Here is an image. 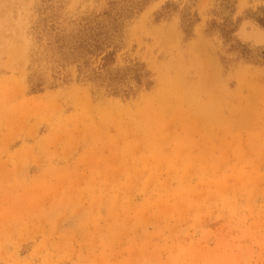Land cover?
<instances>
[{
  "label": "rangeland",
  "instance_id": "rangeland-1",
  "mask_svg": "<svg viewBox=\"0 0 264 264\" xmlns=\"http://www.w3.org/2000/svg\"><path fill=\"white\" fill-rule=\"evenodd\" d=\"M262 14L0 0V264H264ZM102 23L119 26L86 79L67 48Z\"/></svg>",
  "mask_w": 264,
  "mask_h": 264
},
{
  "label": "trees",
  "instance_id": "trees-1",
  "mask_svg": "<svg viewBox=\"0 0 264 264\" xmlns=\"http://www.w3.org/2000/svg\"><path fill=\"white\" fill-rule=\"evenodd\" d=\"M163 9L157 12L156 20H159L161 15H163ZM127 12L130 11L127 8H122L121 13H123V15L119 13V19H114V21L118 22V24L120 25L121 17L127 15ZM255 20L262 28H264V14L257 15V18ZM197 21L198 19L195 17V15H191L189 12H186L185 14L183 13V32H189L188 29L193 26ZM118 24L114 26H108L103 23L95 26L86 25L83 29L82 34L69 45V47L67 48V54H70L72 62L77 64L81 77L88 79L100 76V72L97 69L105 68L106 63L100 64L98 68L88 70V60L85 59V56H98V54H100L99 52L103 48H105V46H109L110 44H112L111 31H115L116 28L119 26ZM215 27L220 30L222 37H224L227 41L233 40L232 34L234 33L235 29L234 27H231L230 21H225L219 25H217L215 21H212L209 25L208 32L212 31ZM111 54V52L107 53L101 58V60L107 62ZM261 59L264 61V53H261ZM143 75L144 73H140L136 75V78H141L143 77ZM145 75L147 76V73H145ZM109 77L113 78L115 76ZM144 82L148 88L152 84V81L149 80L147 77ZM31 92H39V90L33 88Z\"/></svg>",
  "mask_w": 264,
  "mask_h": 264
}]
</instances>
